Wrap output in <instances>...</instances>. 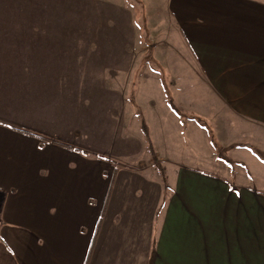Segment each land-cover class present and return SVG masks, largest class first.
I'll list each match as a JSON object with an SVG mask.
<instances>
[{
	"label": "crops",
	"instance_id": "1",
	"mask_svg": "<svg viewBox=\"0 0 264 264\" xmlns=\"http://www.w3.org/2000/svg\"><path fill=\"white\" fill-rule=\"evenodd\" d=\"M0 4V264H264V192L159 166L167 127L223 102L264 131V0ZM160 35L183 60L152 54ZM148 51L175 69L179 108L158 76L134 84ZM138 113L157 162L126 131Z\"/></svg>",
	"mask_w": 264,
	"mask_h": 264
},
{
	"label": "rangeland",
	"instance_id": "2",
	"mask_svg": "<svg viewBox=\"0 0 264 264\" xmlns=\"http://www.w3.org/2000/svg\"><path fill=\"white\" fill-rule=\"evenodd\" d=\"M0 6L2 7L3 4H0ZM147 31L148 28L146 25L144 28L146 35ZM166 37L168 36L160 35L154 39V51L152 52L154 56L158 49H162L161 41L162 39H166ZM169 44L170 46L163 47L164 53L172 59L171 61L176 60L179 62L183 60L184 58L180 57V52L182 54L183 52L180 51L179 44L176 43V45L174 40L169 42ZM149 54L150 52L148 51L144 55V61L150 59L151 55ZM182 69L186 70L188 75L189 68H185L184 66ZM174 71L175 69L172 71V68L164 66L159 61L154 62L152 59L149 64H146L140 69L139 73H135L134 84L137 85L138 89L139 83H141V89L145 88L142 91L146 92L149 75L154 74L158 76L159 80L156 85L152 82L155 79H152L153 77L150 76L152 78L149 80V84H154L150 89L163 91L164 94L169 95L168 103L172 104L173 102L179 108V103L175 95L181 92L182 89L172 84L169 79L170 75H174ZM157 85L160 87L158 88ZM176 88L177 93H175ZM195 91L196 84L193 88L188 87L185 91L193 99L191 100L193 104L191 103L189 107H193L196 101L201 104L203 99H206L203 96L208 95L206 89H204L202 90L203 98H196L193 97V94L196 93ZM222 104L219 114L202 118V123L197 124L195 129L186 131L184 126L167 127L165 131L167 134H165L166 140L162 142V151L160 150V154L162 155L161 166L163 170L164 168L166 169V172L173 171V168H178V164L172 163L171 161L178 160L184 166L201 169L217 177L219 176L228 184L234 182L236 188L237 186H241L264 192V131L252 130V134H250L245 129V126H259L260 122L242 114L233 115L231 111H227L226 106L223 108L224 105ZM195 108H192V112H197ZM204 108L206 109V105H204ZM181 113L183 115V111ZM138 114V119L133 120L131 126H128L126 131L132 134L144 135L143 127L141 126V114ZM184 116H187L186 112ZM146 127L148 128L149 126ZM152 127L155 129V126ZM150 128H148L149 131ZM163 138L160 137V141H163ZM143 156H150L147 149Z\"/></svg>",
	"mask_w": 264,
	"mask_h": 264
},
{
	"label": "trees",
	"instance_id": "3",
	"mask_svg": "<svg viewBox=\"0 0 264 264\" xmlns=\"http://www.w3.org/2000/svg\"><path fill=\"white\" fill-rule=\"evenodd\" d=\"M142 127H143L144 135L146 138L147 148H148L149 152L152 154V156L154 157V160L157 162L158 158L155 156L154 145H153L149 130L146 127V123L143 122ZM159 166H160V169L162 170L163 169L162 166L161 165H159ZM168 188L169 187L165 184L166 191L168 190Z\"/></svg>",
	"mask_w": 264,
	"mask_h": 264
}]
</instances>
